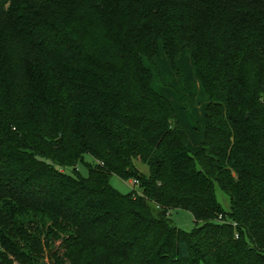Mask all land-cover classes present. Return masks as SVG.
Masks as SVG:
<instances>
[{
  "label": "trees",
  "instance_id": "trees-1",
  "mask_svg": "<svg viewBox=\"0 0 264 264\" xmlns=\"http://www.w3.org/2000/svg\"><path fill=\"white\" fill-rule=\"evenodd\" d=\"M0 264H264V0H0Z\"/></svg>",
  "mask_w": 264,
  "mask_h": 264
},
{
  "label": "rangeland",
  "instance_id": "rangeland-1",
  "mask_svg": "<svg viewBox=\"0 0 264 264\" xmlns=\"http://www.w3.org/2000/svg\"><path fill=\"white\" fill-rule=\"evenodd\" d=\"M92 163H93V159L91 158V156L85 155L84 163L79 164L77 166L78 174L81 177H84V178L87 177L88 175L87 165H91ZM136 166L139 169V171H141L143 174H146V175L148 174V168L146 166L142 165L139 162L136 163ZM66 172L72 174L71 170H68ZM133 183L134 181L132 180L124 181L122 178L116 175L112 176L110 179L111 187L122 195L133 194L134 191H136L138 194L141 193L140 187L138 185L134 186ZM215 191H216L217 201L219 202V204L222 206V208L225 211H229L230 203H229V198L227 197V195H225L217 186L215 188ZM169 219L176 228L184 232L189 233L196 227L194 223V219L191 216V214L183 210L172 211L169 214ZM45 262L47 263V260H45Z\"/></svg>",
  "mask_w": 264,
  "mask_h": 264
},
{
  "label": "built area",
  "instance_id": "built-area-1",
  "mask_svg": "<svg viewBox=\"0 0 264 264\" xmlns=\"http://www.w3.org/2000/svg\"><path fill=\"white\" fill-rule=\"evenodd\" d=\"M134 184V183H133Z\"/></svg>",
  "mask_w": 264,
  "mask_h": 264
}]
</instances>
